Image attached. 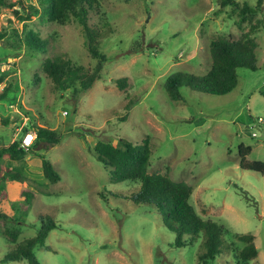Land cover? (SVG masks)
Here are the masks:
<instances>
[{
	"label": "rangeland",
	"instance_id": "374dc122",
	"mask_svg": "<svg viewBox=\"0 0 264 264\" xmlns=\"http://www.w3.org/2000/svg\"><path fill=\"white\" fill-rule=\"evenodd\" d=\"M8 1L24 7L0 8V92L10 89L0 102V146L18 141L31 126L62 140L31 148L20 161H0V207L8 217L0 223V260L13 247L6 231L18 232L19 243L50 219L56 227L44 247L33 250L39 264H200L202 238L176 248L155 207L131 200L139 183L111 182L93 151L98 141L117 146L148 138V173L190 186L195 213L224 228L221 241L233 252L208 264L242 263L237 254L244 244L237 237L247 234L254 236L257 256L243 264H264V175L241 170L238 155L242 145L251 149L248 162H264V30L253 36L256 70L238 68L231 93L211 96L183 87L182 100L172 101L164 87L168 77L205 75L210 43L239 39L251 22L237 26V13L221 0H97L88 23L103 33L99 51L106 62L92 86L76 94L78 85L53 90L42 70L46 59L57 56L89 72L97 67L76 20L48 22L40 1ZM30 33L46 40L45 52L20 42ZM40 156L59 173L56 184L44 178ZM26 189L33 199L23 209L20 193Z\"/></svg>",
	"mask_w": 264,
	"mask_h": 264
},
{
	"label": "trees",
	"instance_id": "16d2710c",
	"mask_svg": "<svg viewBox=\"0 0 264 264\" xmlns=\"http://www.w3.org/2000/svg\"><path fill=\"white\" fill-rule=\"evenodd\" d=\"M41 3L42 13L48 22L63 24L70 16L78 23L85 40V46L91 58L97 61V67L89 72L81 67L72 65L69 59L57 56L46 59L42 63V70L52 83L55 91H66L79 86L76 94L87 91L96 80L100 66L106 62V57L99 51L100 33L95 27L88 23V12L98 5L97 0H38ZM221 6H232L233 12L238 15L237 26L249 21L251 25L248 32L243 33L237 40H215L209 45L211 66L203 76L176 73L168 77L165 82V91L172 101H181V88L191 91L205 93L211 96H224L231 93L237 86V69L245 68L256 70L254 35L259 29L264 30V0H256L254 7L247 4L239 6L234 0H221ZM23 8L22 2H9L0 0V8ZM32 14L37 15L38 10L33 9ZM262 14V18L252 22L254 16ZM108 32H112L109 24L105 23ZM20 42L34 52H45L46 40H38L34 34H26ZM117 83L124 84L125 79H119ZM123 86V85H122ZM9 86L0 92V102L7 99ZM125 112L127 115V108ZM123 116L121 119H125ZM8 123L9 120H3ZM23 133L33 131L36 140L32 148L46 145V149L58 145L62 138L53 131L45 128L31 126L23 128ZM97 161L108 171V176L113 183L137 182L139 189L131 198L134 204L152 205L160 214L163 226L174 234V246L176 248L191 246L197 239L202 238V254L199 255L200 264L213 262L221 253L233 252L232 245L222 243L221 237L224 228L217 223L203 219L195 213L190 203L192 189L183 182H175L168 176L161 174H149L151 150L148 138L140 144H133L127 140H120L117 146L108 142L98 141L93 147ZM251 153L249 147L242 145L238 148L240 158L239 167L264 175V162H248L246 157ZM27 153L19 148V141L12 142L9 146H0V161L7 156L11 161L22 160ZM41 167L44 178L50 184H56L60 175L53 165L43 156ZM2 167L0 164V173ZM7 175L18 177L17 174L7 171ZM25 204L23 209L31 205L33 193L23 190L20 193ZM8 219L0 207V223ZM56 225L50 219L41 220V227L34 237L27 238L18 243V232L6 231L4 237L8 244L13 246L0 260V264L25 261L26 264H39L33 250L35 247H44L48 233ZM237 241L244 244L238 252V260L243 264L257 256V248L254 245V236L247 234L237 237Z\"/></svg>",
	"mask_w": 264,
	"mask_h": 264
},
{
	"label": "built area",
	"instance_id": "2783aa9c",
	"mask_svg": "<svg viewBox=\"0 0 264 264\" xmlns=\"http://www.w3.org/2000/svg\"><path fill=\"white\" fill-rule=\"evenodd\" d=\"M36 134L31 131H27L23 133L22 137L18 140L19 141V148L23 151H29L35 143Z\"/></svg>",
	"mask_w": 264,
	"mask_h": 264
}]
</instances>
